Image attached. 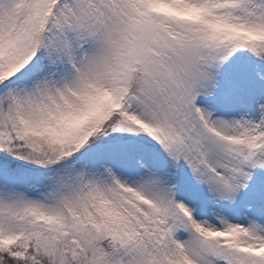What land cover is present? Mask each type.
<instances>
[{
	"label": "snow or ice",
	"instance_id": "6c2138e0",
	"mask_svg": "<svg viewBox=\"0 0 264 264\" xmlns=\"http://www.w3.org/2000/svg\"><path fill=\"white\" fill-rule=\"evenodd\" d=\"M0 264H264V0H0Z\"/></svg>",
	"mask_w": 264,
	"mask_h": 264
}]
</instances>
